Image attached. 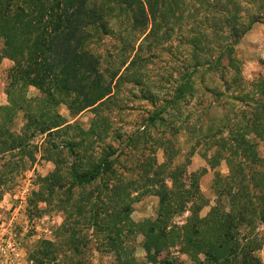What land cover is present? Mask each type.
Listing matches in <instances>:
<instances>
[{
    "label": "rangeland",
    "instance_id": "374dc122",
    "mask_svg": "<svg viewBox=\"0 0 264 264\" xmlns=\"http://www.w3.org/2000/svg\"><path fill=\"white\" fill-rule=\"evenodd\" d=\"M112 1L104 28H87L83 44L110 87L99 105L75 111L74 93L49 95L31 85L9 93L12 61L0 60V126L19 137L17 147L0 154V264H31L30 252L43 239L55 244L57 264L78 257L119 264L118 255L129 264H158L164 256L196 264L187 243L200 237L193 228L215 205L216 189L232 172L246 182L264 173V7L240 0L244 18L262 16L229 53L218 48L225 39L199 25L217 12L198 0H179V10L163 8L162 17L145 6L144 29ZM199 32L207 35L206 51L191 44ZM221 53L227 56L216 65ZM80 129L91 131L85 141H95L93 157L109 168L84 186L62 177V187L43 190L48 200L36 201L40 178L56 165L65 176L71 156L61 145L77 140ZM174 188L190 195L182 211L173 208L163 232L155 221L157 193ZM117 211L121 222L110 227L107 218ZM111 237L123 246L109 245Z\"/></svg>",
    "mask_w": 264,
    "mask_h": 264
},
{
    "label": "trees",
    "instance_id": "16d2710c",
    "mask_svg": "<svg viewBox=\"0 0 264 264\" xmlns=\"http://www.w3.org/2000/svg\"><path fill=\"white\" fill-rule=\"evenodd\" d=\"M198 1L204 4L205 9L210 7L217 12L210 18L204 17L209 25H199L209 29L216 37L225 39L218 44V48L223 47L229 53L250 26L262 16L261 12H257L244 18L239 12L242 8L240 0H213V5H209L208 0ZM110 2L114 3L112 0H0V60L6 58L12 61L7 71L8 92L18 86L31 85L49 95L60 91L74 93L71 104L75 105V111L99 105L110 94V87L103 85L98 61L83 44L87 28L101 29L106 25L103 15L113 9L108 5ZM254 2H259L258 11L263 9L264 0ZM115 3L132 12L134 22L142 29L147 21L145 6L150 15L161 17L163 8L173 14L182 6L179 0H117ZM160 24L157 22L158 27ZM205 38L207 35L201 32L192 36L191 44L196 52L207 50ZM224 56L227 55L221 53L217 57L216 65L222 63ZM89 134L91 131L80 129L77 140L66 141L61 145L67 148L71 156L67 172L62 176L59 165H56L49 177L40 178V189L33 193L36 201L48 200L43 190L48 187L51 192V187H62V177L69 180L70 185L84 186L109 168V161L102 162L104 158L95 160L93 157L96 152L93 147L95 141H85ZM18 139L8 134L4 126H0V154L17 147ZM54 146L58 149L59 145ZM237 174L232 172L225 177L228 183L226 187L223 185L216 189L215 205L193 228L194 235L200 237L187 245L196 251L192 256L196 264H264V173L255 172L248 177L247 182ZM250 183L253 191L248 189ZM117 194L121 195L119 192ZM157 195L160 213L155 221L157 227L159 223L163 225L160 230L164 232L167 219L176 208V213L185 208L184 202L190 193L184 194L174 188L163 189ZM118 214L119 211L112 218H107L110 227L121 222L117 218ZM111 220L114 221L109 222ZM209 231L212 237L206 240L203 233ZM115 232L116 229L110 231L112 234ZM108 240V244L116 249L123 246L118 238L111 237ZM155 243H151V246H155L154 250L159 249ZM34 246L36 249L32 248L30 252L31 264H57L53 242L43 239ZM145 246L146 252L150 253L149 245ZM260 250H263L262 256L259 255ZM116 257L119 264H129V258L121 255ZM171 262L164 256L158 264H173ZM71 264L87 262L78 257Z\"/></svg>",
    "mask_w": 264,
    "mask_h": 264
}]
</instances>
